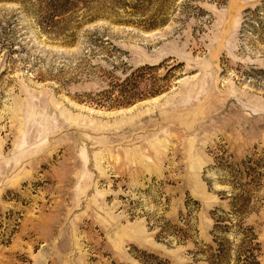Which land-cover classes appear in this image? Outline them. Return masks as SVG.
<instances>
[{
  "label": "rangeland",
  "instance_id": "rangeland-1",
  "mask_svg": "<svg viewBox=\"0 0 264 264\" xmlns=\"http://www.w3.org/2000/svg\"><path fill=\"white\" fill-rule=\"evenodd\" d=\"M239 197L264 264V0H0V264H194Z\"/></svg>",
  "mask_w": 264,
  "mask_h": 264
},
{
  "label": "trees",
  "instance_id": "trees-1",
  "mask_svg": "<svg viewBox=\"0 0 264 264\" xmlns=\"http://www.w3.org/2000/svg\"><path fill=\"white\" fill-rule=\"evenodd\" d=\"M89 1L78 0V2L84 5L88 4ZM125 4L121 5L124 6ZM259 11V8L248 9L246 15L252 18L254 16L257 17ZM160 65H146V67L156 69ZM160 90L156 89L151 95H157V93H160ZM239 198H234L231 203L234 209L233 211H235L234 218H224L222 214L213 213L215 227L212 232V241L208 244H202L203 248H199V243L195 242L196 249L191 252L195 257L194 264L198 262H202V264H261L262 253L259 237H257L254 227L243 220L245 214L253 210L250 204L252 199ZM168 225L164 224L159 226L160 231L158 232L157 238H160V235H173L182 242L192 240V228L188 222L186 223L185 229L176 228V231L168 228ZM193 230L195 232L197 231L196 229ZM135 258L140 264H171L168 258L158 256L147 250L141 251V256H135Z\"/></svg>",
  "mask_w": 264,
  "mask_h": 264
}]
</instances>
